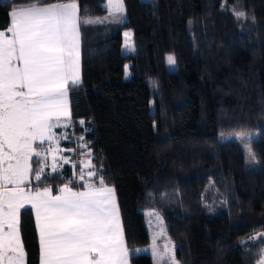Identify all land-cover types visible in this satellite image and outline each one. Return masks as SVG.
I'll use <instances>...</instances> for the list:
<instances>
[{
	"label": "trees",
	"instance_id": "1",
	"mask_svg": "<svg viewBox=\"0 0 264 264\" xmlns=\"http://www.w3.org/2000/svg\"><path fill=\"white\" fill-rule=\"evenodd\" d=\"M0 3V31L17 6ZM80 18L119 6V24L80 28L73 128L92 184L113 188L130 264H152L145 211L158 214L176 264H258L264 255V0H77ZM172 56L174 72L168 71ZM246 141L258 168L245 169ZM31 178L37 174L33 159ZM71 169L45 172L54 191ZM26 264H39L32 209L19 212Z\"/></svg>",
	"mask_w": 264,
	"mask_h": 264
},
{
	"label": "crops",
	"instance_id": "2",
	"mask_svg": "<svg viewBox=\"0 0 264 264\" xmlns=\"http://www.w3.org/2000/svg\"><path fill=\"white\" fill-rule=\"evenodd\" d=\"M81 22L77 0L31 4L12 8L9 29L0 31V139L7 135L8 141L19 142L18 155L24 164L29 161L30 173L33 159L37 168L53 159V165L74 162L76 169L90 164L91 154L73 128L68 92L80 82ZM13 123L11 130L17 134L11 136ZM10 147L3 146L0 157L5 152L13 157ZM38 175L27 176L26 207L34 216L39 264H130L113 188L71 177L76 188L67 183L54 191L38 187ZM3 185L0 178V193ZM8 231L0 221V253L6 254L0 264L11 263ZM154 257L158 264L166 262ZM258 264H264V257Z\"/></svg>",
	"mask_w": 264,
	"mask_h": 264
},
{
	"label": "rangeland",
	"instance_id": "3",
	"mask_svg": "<svg viewBox=\"0 0 264 264\" xmlns=\"http://www.w3.org/2000/svg\"><path fill=\"white\" fill-rule=\"evenodd\" d=\"M0 2H7V0H0ZM63 14V13H62ZM43 18L47 21L49 20V15L46 13L43 15ZM123 21V14L122 10L118 6L117 9L114 11L103 14V15H97V16H87L82 18L81 27L82 26H101L105 24H119ZM55 34L53 35V37ZM81 43V38H80ZM55 49L57 50V46H55ZM167 66L169 72H174V62L172 59V56L167 57ZM15 124L13 123L12 126H9V129L12 133V135H16L17 133H13L11 128H13ZM23 137V136H22ZM254 138L253 134L250 133H235L231 135H224L221 136V140H232L236 142H240V146L244 152L245 155V169L247 171L256 170L258 168L257 162L255 160L254 155L252 154L249 144L246 141H249ZM10 144L12 145V153L13 157L5 152L4 155L0 157V178L2 180V184H4V189L1 190L0 193V221L4 222L6 224L9 231L7 232L8 239L11 240V251L7 253V258L11 261L10 264H25V253L22 246V242L20 239V234L18 230V221H19V212L22 208L26 207V204L30 203V199H28V195L30 191L28 192L26 190V185H28L30 179L27 176H30V164L29 161L27 164H24V161H21L22 156L18 155L19 149L21 148L19 145V142L17 141H8L7 135L0 139V149L3 146H7L8 149H11ZM19 145V146H18ZM78 152V151H77ZM1 154V153H0ZM11 157V163L7 162V160ZM24 157V156H23ZM28 158V157H27ZM18 161V163L16 162ZM53 163H56V161L51 160L48 166L40 167L37 169V174H39V178L45 173H55L58 172L59 169L57 168H63L65 164H56L53 165ZM79 165V164H78ZM71 169L72 178L75 180L78 178V181L86 180V185L91 186H97L92 184L91 177L93 175V172L90 170V164L86 167H81L80 165L77 166L78 169H76V166L69 165ZM39 170V171H38ZM73 179V180H74ZM16 185H19L21 187H16ZM85 185V184H84ZM99 186H103L102 184H99ZM6 209V212L5 210ZM4 210V211H3ZM144 215H146V226L147 229L151 235V245H150V252L153 255L154 258V264H158L157 261H155V257L159 258L161 257V261L163 262L166 260L164 264H176L171 252H170V239L167 236L165 231V226L162 218L151 211H145ZM163 229H162V228ZM156 229V231L153 230ZM159 241V242H157ZM166 243L168 245H166ZM162 244V246H158ZM159 248H161L159 252ZM169 248V249H168ZM168 249V251H167ZM167 251V253H166ZM167 254V255H166ZM264 257V255H263ZM166 258V259H165ZM262 259V258H261ZM0 260L1 263H5L6 260V254L0 253ZM259 263V262H258Z\"/></svg>",
	"mask_w": 264,
	"mask_h": 264
},
{
	"label": "built area",
	"instance_id": "4",
	"mask_svg": "<svg viewBox=\"0 0 264 264\" xmlns=\"http://www.w3.org/2000/svg\"><path fill=\"white\" fill-rule=\"evenodd\" d=\"M43 165H45V166H47L48 164L47 163H45V162H43ZM69 165H73L74 166V162H72V163H67L65 166H68V167H70ZM64 167V166H63ZM57 169H59L60 171L62 170V168L60 169V168H57ZM51 172V171H50ZM50 172H48V173H50ZM78 181V180H77Z\"/></svg>",
	"mask_w": 264,
	"mask_h": 264
}]
</instances>
